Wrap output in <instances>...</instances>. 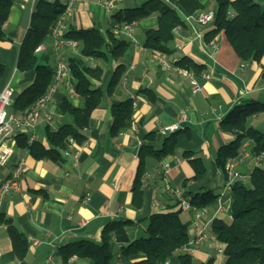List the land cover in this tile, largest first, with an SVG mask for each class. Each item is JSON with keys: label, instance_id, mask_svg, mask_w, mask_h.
<instances>
[{"label": "crops", "instance_id": "obj_1", "mask_svg": "<svg viewBox=\"0 0 264 264\" xmlns=\"http://www.w3.org/2000/svg\"><path fill=\"white\" fill-rule=\"evenodd\" d=\"M38 1L12 0L6 38L0 41V63L6 66L0 90L9 84L14 100L35 78L34 71H18L17 60ZM109 1L114 3L108 9ZM146 1L61 0L70 8L63 34L70 29L96 28L104 35L113 32L131 43L119 61L110 56L108 59L85 57L79 44L61 47L64 61L81 58L90 66L103 68V77L97 84L105 95L85 130L87 140L83 144L75 143L68 152L63 150L59 160L35 158L28 148L18 145L17 136L22 133L29 136L28 131L6 142L13 154L8 163L0 165V186L19 164H23L24 171L19 181L20 189L0 197V264H89L90 259L77 255L66 260L60 248L82 240L100 242L105 226L121 219L131 223L113 236V264H130V259L120 258L122 247L147 235L152 214L176 209L178 201L168 186L181 189L188 198L191 194L212 190L218 198L206 206L208 212L202 217L203 225L212 231L214 219L231 222L234 193L225 190L227 176L218 167L217 157L220 148L232 142L235 135L224 129L223 121L236 106L251 100L264 102V58L260 62L243 60L224 31L218 33L214 41L209 35L214 24L202 26L195 20H188L189 14L180 6L179 0H164L184 21L175 30L170 51L164 52L172 63V68L166 69L157 58L160 52L144 46L148 31L158 26L156 14L134 22L136 42L127 33L115 29L116 24H124L117 21L118 13L139 7ZM255 1L264 4V0ZM204 3L205 10L216 9V0H204ZM39 46H43L37 52L40 60L55 69L59 57L54 38L49 35ZM183 57L190 63L177 65ZM120 64L123 65L120 84L109 94L108 83ZM178 66L194 72L200 90H195L191 78L176 71ZM205 73L211 78L204 77ZM15 75H18L16 84ZM67 81L58 85L36 126L37 140L47 147L48 128L57 130L73 122L71 116L60 112L64 99L70 98L80 108L85 105L82 96L70 92L69 86L74 87L76 81L73 75ZM144 89L148 92H140ZM130 97L134 98L133 124L113 135L112 106ZM10 110L22 113L16 112L13 104ZM251 119L250 125L261 131L264 116L259 113ZM174 124L179 125L178 130L163 132L165 127ZM171 135L177 140L175 153L164 158L148 155L145 159L142 202L136 206L133 187L140 166V151L144 145L160 150ZM248 145H252L251 140L243 144L241 153ZM185 152H191L190 156ZM194 158H200L205 167L200 179H194L197 173L191 162ZM254 167V159L249 158L236 169L249 176ZM194 215L195 209L181 214L189 223L191 238L195 235ZM9 221L22 234L26 246L21 243L16 249ZM222 246L224 248L223 243ZM24 249V256H20ZM181 252L179 250L178 254ZM216 252L215 244L210 240L195 246L191 255L194 262L195 259L199 262L214 259V264H225L224 253ZM178 254L169 264H179Z\"/></svg>", "mask_w": 264, "mask_h": 264}, {"label": "trees", "instance_id": "obj_2", "mask_svg": "<svg viewBox=\"0 0 264 264\" xmlns=\"http://www.w3.org/2000/svg\"><path fill=\"white\" fill-rule=\"evenodd\" d=\"M180 6L187 14H197L206 9L204 0H179ZM12 0H0V41L6 38V24L12 8ZM67 5L61 0H39L31 16L29 29L22 41L17 70L21 72L34 71L35 78L14 100L13 109L16 112L26 111L39 97L44 95L54 83V68L42 62L36 52L39 45L50 35L57 20L66 12ZM214 28L209 35L214 38L224 31L237 54L245 61L260 62L264 58V4L255 0H216ZM158 17V26L148 31L144 46L152 51L169 52L175 30L184 21L177 10L164 0H148L136 8L125 9L116 15L117 21L128 24L141 21L151 15ZM65 37L76 40L81 46L82 55L94 59H108L109 56L119 61L126 53L130 41L116 36L113 32L102 34L96 28L70 29ZM68 65L75 78L74 89L85 99L84 107L73 104L70 98H65L60 106L63 115L72 117L73 122L62 125L57 130L48 128L47 140L49 147L41 141L29 142L27 133L17 136L18 145L28 148L35 158L49 157L59 160L63 150L67 149L69 140L73 138L77 144L87 140L85 130L90 125L93 111L98 108L104 98L103 88L97 84L103 77L101 66H90L81 58H69ZM190 63L187 57L176 62L177 65ZM194 67L199 66L194 64ZM6 66L0 63V84L4 78ZM123 65L120 64L113 73L107 87L111 94L120 84ZM140 92H148L146 89ZM113 120L111 133L119 134L133 124L134 98L130 97L113 104ZM264 112V102L251 100L236 106L223 121L224 129L233 132L235 139L222 146L217 157L218 167L225 169L226 163L241 154L243 144L251 140V150L254 155L264 152V132L248 124L255 114ZM177 140L174 135L166 138L162 148L156 150L150 145H144L140 151V166L133 187V203L139 206L142 202L141 188L144 176L143 166L148 155L164 158L176 151ZM191 152H185L190 156ZM197 173L194 179H200L205 167L200 158L191 159ZM249 184L238 180L233 185L234 202L232 205V220L226 222L214 219L211 230L217 239L224 244L225 264H264V164L255 166L249 175ZM187 197V193L185 194ZM188 198V197H187ZM218 195L212 190L191 194L188 198L198 207L212 204ZM183 210L177 202L176 209L154 213L149 218L147 235L137 238L120 251L121 259H130V264H169L172 257L191 240L189 223L182 219ZM10 234L16 249L21 243L26 246V240L9 221ZM130 220H116L108 223L100 242L82 240L69 243L60 248L64 258L77 255L90 259L89 264H113L114 253L112 240L116 231L130 224ZM24 249L20 256H24ZM179 264H197L189 253L178 254ZM199 264H214V259Z\"/></svg>", "mask_w": 264, "mask_h": 264}, {"label": "built area", "instance_id": "obj_3", "mask_svg": "<svg viewBox=\"0 0 264 264\" xmlns=\"http://www.w3.org/2000/svg\"><path fill=\"white\" fill-rule=\"evenodd\" d=\"M114 1H109L106 7L109 9L113 6ZM70 11V8H67V11L57 20L54 26L51 29L50 35L54 38V48L56 55L59 57V61L54 69V83L51 88L41 97H39L26 111L17 114L10 110L14 98L13 93L10 88V85H6L2 90H0V165H5L9 162L12 157V150L7 146L6 142L10 139L15 138L21 132H30L29 141L33 142L37 140L36 136V126L40 119L42 112L45 110L48 102L50 101L53 93L57 90L58 85L61 82H68L71 78V68L66 61H64L61 56V47L65 45H72L73 47L78 46L76 40H70L66 38L63 32L66 30L65 18L66 14ZM188 20H195L202 26H208L213 24L215 21V11L214 10H205L197 14H192L187 17ZM135 23L128 24H116V31H122L127 33L130 36V39L136 42L135 37L133 36ZM216 37L213 38L216 41ZM181 48V46H178ZM43 49V46H38L36 52H39ZM161 65L166 68H172V63L168 60L167 54L160 52L157 54ZM176 71L182 74L185 77L192 79L195 90H200V86L195 80V74L189 69L175 67ZM204 77L207 79L211 78V75L208 73L204 74ZM70 92L75 94V89L73 86H69ZM179 129L178 124L167 126L163 129V132H175ZM76 143V141L71 138L69 140V145L65 151L69 149ZM242 153L235 159H232L226 163L225 169L223 172L227 176L225 190H232L233 185L238 180H243L244 183L249 184L250 177L242 175L236 168L237 166L246 159L252 158L255 161V166L264 164V152L259 155H254L251 150V146L248 145ZM168 166V165H166ZM24 171L23 164H19L14 170L11 177L7 178L0 186V197H4L12 190L20 189V177ZM169 191L173 192L175 195L179 207L183 211H191L195 209L194 215V227L195 235L191 238L188 244L184 245L180 250L183 253H193L195 246L208 241H216L217 236L212 231L209 232L205 225L202 223V217L208 212L207 207L196 208L194 204L186 197L185 193L179 188H172L168 186ZM35 243H37L35 241ZM220 253H224V248L219 249Z\"/></svg>", "mask_w": 264, "mask_h": 264}, {"label": "rangeland", "instance_id": "obj_4", "mask_svg": "<svg viewBox=\"0 0 264 264\" xmlns=\"http://www.w3.org/2000/svg\"><path fill=\"white\" fill-rule=\"evenodd\" d=\"M52 61H53V60H52ZM15 74H16V73H15ZM17 76H18V75H17ZM17 76L15 75V78L13 79V80L15 81V84H16ZM260 116H264V112H261V113H260ZM251 123H253V120H252L251 117H250L249 120H248V124L250 125ZM261 131L264 132V126H263V128H261ZM208 231L211 232L210 229H208ZM212 242H214V244H215V250H216L217 252H219V249L223 247V246H222V242H220L219 240L212 241ZM217 252H216V253H217ZM195 263L199 264V263H202V262H199L198 260L195 259Z\"/></svg>", "mask_w": 264, "mask_h": 264}]
</instances>
